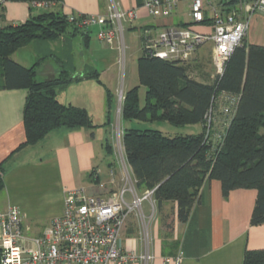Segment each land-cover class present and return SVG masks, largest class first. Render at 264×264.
Returning a JSON list of instances; mask_svg holds the SVG:
<instances>
[{
    "label": "crops",
    "instance_id": "1",
    "mask_svg": "<svg viewBox=\"0 0 264 264\" xmlns=\"http://www.w3.org/2000/svg\"><path fill=\"white\" fill-rule=\"evenodd\" d=\"M58 1L53 9L66 16L105 15L110 5L116 4L121 9H137L138 17L125 24L123 44L118 40L112 44L100 40L99 28L92 27L77 33L69 31L51 41H33L19 48L12 58L27 67L43 58L36 66L39 80L55 76L63 69L74 76H83L87 68H95L112 93L115 78L119 77L125 91L136 84L125 83L127 69L143 54L146 28L186 25L189 21L187 0H182L170 17L149 15L142 0ZM39 11L32 8L29 0H5L0 8L5 25L24 22L31 13ZM246 40L264 46V13L251 16ZM210 50L211 44H206L196 52V63L201 66L193 73L199 81L206 76L204 69L208 68L202 65L211 59ZM103 87L96 80L84 79L57 89L60 102L86 108L96 127H59L38 143L24 147H21L26 140L23 112L28 90L0 89V175L4 179L0 210L17 205L27 235H43L63 213L66 188L84 187L92 194H100L118 190L124 184V164L116 154L106 150L107 141H111V133L109 136L106 131L111 119L106 107L108 93ZM125 167L133 176L128 162ZM257 193L255 188H236L224 196L221 181L207 179L185 223L178 220L175 203L165 202L158 210L154 199L145 201L140 217L151 221V226L144 228L138 214L132 213L123 230V245L138 253L148 248L153 255L148 264H244L247 251L264 250V224L251 223ZM166 214L170 215L171 231L163 226ZM129 264L143 263L136 260Z\"/></svg>",
    "mask_w": 264,
    "mask_h": 264
},
{
    "label": "trees",
    "instance_id": "2",
    "mask_svg": "<svg viewBox=\"0 0 264 264\" xmlns=\"http://www.w3.org/2000/svg\"><path fill=\"white\" fill-rule=\"evenodd\" d=\"M70 28L73 33L81 31L53 8L0 28V89L28 90L23 112L26 140L21 147L38 143L59 127L97 126L86 108L64 104L57 97L58 88L73 82L93 79L102 83L95 68H87L83 76L63 69L39 80L36 66L43 58L30 67L12 58L19 48L33 41L55 40ZM190 69L188 63L160 58L147 50L138 60L139 83L146 88L145 103L140 102L139 86L127 90L123 119L166 120L176 126L201 124L202 130L171 137L157 129H125L123 146L135 188L142 193L153 189L158 210L165 202L175 203L182 223L188 221L207 179H219L224 196L236 188H255L258 193L251 223L264 224V46L245 38L213 83L197 80ZM107 93L110 104L113 93L110 89ZM224 93L230 97L228 115L219 112L220 105L226 104ZM225 122L227 126L220 128ZM111 145L108 140L109 154ZM3 188L0 175V191ZM169 220L166 214L163 226L171 231ZM244 264H264V250L247 251Z\"/></svg>",
    "mask_w": 264,
    "mask_h": 264
},
{
    "label": "built area",
    "instance_id": "3",
    "mask_svg": "<svg viewBox=\"0 0 264 264\" xmlns=\"http://www.w3.org/2000/svg\"><path fill=\"white\" fill-rule=\"evenodd\" d=\"M189 21L186 25H167L144 30V50L151 55L190 63L196 52L211 44V59L216 75L225 71L234 50L246 38L250 18L264 13V0H187ZM5 0H0V8ZM182 0H142V6L154 17H170ZM58 0H32L36 9L54 8ZM138 17L137 9H121L116 4L105 15H67L70 23L81 30L98 27V38L109 44L121 41L125 24ZM5 26L0 12V28ZM202 26L199 30L196 27ZM222 111L229 114L230 97L222 95ZM227 122L222 123V128ZM124 163L121 188L92 194L84 187L66 188L65 208L41 236L24 231L21 210L10 205L0 210V264H129L139 260L148 264L153 255L147 248L138 253L127 249L122 234L129 216L142 210L153 199L154 190L139 194ZM130 196V198L128 197ZM143 220L149 222L147 218ZM146 228V224H142ZM147 229V228H146Z\"/></svg>",
    "mask_w": 264,
    "mask_h": 264
},
{
    "label": "rangeland",
    "instance_id": "4",
    "mask_svg": "<svg viewBox=\"0 0 264 264\" xmlns=\"http://www.w3.org/2000/svg\"><path fill=\"white\" fill-rule=\"evenodd\" d=\"M70 31H73V29L70 28ZM119 42L121 44H123V37H122L121 41H119ZM208 45H210V43ZM210 60L211 59H209V62H210ZM196 61H197L196 59H192L189 63L192 76L195 75V73H193V72L200 65V64L196 63ZM120 62H122V60ZM209 62L203 63V65H202L203 68L205 67L208 69H204L206 76H201V78H199V79L203 82L213 83L215 81L214 71L216 73V69H215L213 62H211L212 64H210ZM202 71H203V69H202ZM138 78H139L138 77V62L135 61L134 63H131L128 66L127 80L125 81V83L128 84L129 81H133L132 83H136V84H134V86H139L140 102L145 103L146 88L144 85H141L139 83ZM114 81H116L115 87L118 89L115 88L116 90L115 89L113 90V100L110 102V104L108 103L106 106L107 107V114L110 116V119H111V124L109 125V128L106 131L108 132L109 136L111 133V136H110V140H111L110 142L112 144L111 145V149H112L111 153L116 154V156H118V158L120 159V162L122 164L127 162V158H126V154H125V150H124V146H123V131L127 128H137V129H142V130L143 129H157V130H161L163 133H165L166 135L171 136V137L176 136V135H185V134H189V133H199L202 130L201 124H188V125L176 126V125H173L166 120H155V121L124 120L122 117V107H123L126 91L121 87V81H120L119 77L115 78ZM102 86H104L103 88H105L106 91L109 89L103 83V81H102ZM134 86H132V87H134ZM217 122L219 123L221 121L218 120ZM118 158H116V161H118ZM138 193L141 194L142 190H138ZM135 212L140 217V209L136 210ZM140 221L142 224L143 223L146 224V228H150V226H151L150 222L151 221L146 223L143 220V217H140ZM130 226H131V224L129 223V227Z\"/></svg>",
    "mask_w": 264,
    "mask_h": 264
}]
</instances>
